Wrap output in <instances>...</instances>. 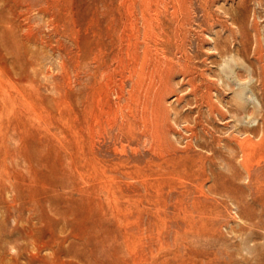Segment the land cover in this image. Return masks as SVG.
Instances as JSON below:
<instances>
[{
    "label": "rangeland",
    "instance_id": "374dc122",
    "mask_svg": "<svg viewBox=\"0 0 264 264\" xmlns=\"http://www.w3.org/2000/svg\"><path fill=\"white\" fill-rule=\"evenodd\" d=\"M0 264H264V0H0Z\"/></svg>",
    "mask_w": 264,
    "mask_h": 264
},
{
    "label": "bare ground",
    "instance_id": "6f19581e",
    "mask_svg": "<svg viewBox=\"0 0 264 264\" xmlns=\"http://www.w3.org/2000/svg\"><path fill=\"white\" fill-rule=\"evenodd\" d=\"M149 13H151V12H149ZM151 16V15H150ZM155 19V18H154ZM155 53H156V51H155ZM149 53L148 52H145V54L143 55V59H148V57H149ZM138 57H139V55H138ZM140 58V57H139ZM161 60V59H160ZM144 61V60H143ZM135 64H137V63H135ZM144 66V65H143ZM134 67H135V65H134ZM137 67V66H136ZM131 70V69H130ZM143 70H144V68H143ZM135 71L137 72V70H136V68H135ZM142 72V71H141ZM138 73V72H137ZM136 73V74H137ZM152 73V72H151ZM132 74H133V72H132ZM160 93V92H159ZM146 97V96H145ZM160 98H159V101H158V103L156 104V106H154L153 108V110H152V118H150L149 116H148V113L147 112H145L144 113V122H145V124H150V122H149V120L151 119V122H152V124H151V126H153V134H154V136L156 137V139L157 140H162V137H168V135L166 134V133H162V132H164V131H161V127H162V119H161V116H162V114L164 113V110H163V99H162V95L161 96H159ZM132 101H135V100H132ZM148 104V103H147ZM149 108V107H148ZM148 108H147V106H146V110H148ZM132 110V109H131ZM150 118V119H149ZM166 119V118H165ZM164 121H166V120H164ZM186 148H188V149H191V148H193V144H192V142L191 141H189L188 143H187V145H186ZM252 154V153H251ZM47 185V184H46ZM95 188V187H94ZM40 195V194H39ZM83 205V204H82ZM35 207V206H34ZM54 207V206H53ZM96 214V213H95ZM48 215V214H47ZM55 216V215H54ZM53 217V216H52ZM30 225V224H29ZM33 225H35V224H33ZM135 225V224H134ZM34 227V226H33ZM72 227V226H71ZM23 228V227H22ZM39 229V228H38ZM85 230H86V228H85ZM107 230H109V229H107ZM104 231V230H103ZM106 232V231H105ZM104 232V233H105ZM29 233V232H28ZM39 233V232H38ZM59 233V232H58ZM93 233V232H92ZM35 234V233H34ZM32 235V234H31ZM54 236V235H53ZM80 236V235H79ZM60 237V236H59ZM62 238V237H61ZM48 239V238H47ZM94 239V238H93ZM60 240V239H59ZM38 251V250H37ZM40 253V252H39ZM29 255V254H28ZM31 255V254H30ZM55 255V254H54ZM48 256V255H47ZM56 256V255H55ZM46 257V256H45ZM59 257V256H58ZM16 259V258H15ZM33 259V258H32ZM31 259V260H32ZM38 261V260H37ZM42 261V260H41ZM52 262V261H51Z\"/></svg>",
    "mask_w": 264,
    "mask_h": 264
}]
</instances>
